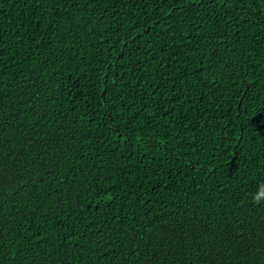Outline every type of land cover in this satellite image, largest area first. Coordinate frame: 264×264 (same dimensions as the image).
<instances>
[{
  "label": "trees",
  "instance_id": "obj_1",
  "mask_svg": "<svg viewBox=\"0 0 264 264\" xmlns=\"http://www.w3.org/2000/svg\"><path fill=\"white\" fill-rule=\"evenodd\" d=\"M264 0H0V264H264Z\"/></svg>",
  "mask_w": 264,
  "mask_h": 264
},
{
  "label": "clouds",
  "instance_id": "obj_2",
  "mask_svg": "<svg viewBox=\"0 0 264 264\" xmlns=\"http://www.w3.org/2000/svg\"><path fill=\"white\" fill-rule=\"evenodd\" d=\"M253 199H254V202L257 204L261 203L262 200H264V184L259 186V191Z\"/></svg>",
  "mask_w": 264,
  "mask_h": 264
}]
</instances>
